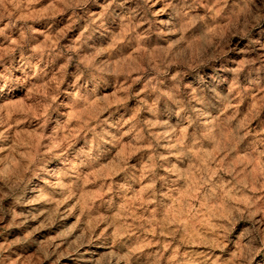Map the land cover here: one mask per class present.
Listing matches in <instances>:
<instances>
[{"label":"rangeland","instance_id":"1","mask_svg":"<svg viewBox=\"0 0 264 264\" xmlns=\"http://www.w3.org/2000/svg\"><path fill=\"white\" fill-rule=\"evenodd\" d=\"M0 264H264V0H0Z\"/></svg>","mask_w":264,"mask_h":264}]
</instances>
